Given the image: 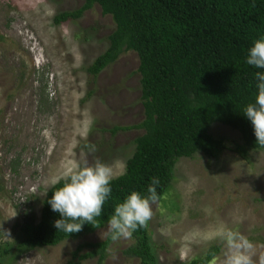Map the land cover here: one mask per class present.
Instances as JSON below:
<instances>
[{"label":"rangeland","instance_id":"374dc122","mask_svg":"<svg viewBox=\"0 0 264 264\" xmlns=\"http://www.w3.org/2000/svg\"><path fill=\"white\" fill-rule=\"evenodd\" d=\"M84 0H0V264H67L84 244L106 239V226L55 247L19 248L20 229L39 221L47 181L62 164L96 161L125 171L141 130L113 131L143 120L138 57L123 53L96 77L87 68L114 30L96 5L79 20L55 25ZM225 150L213 158L179 159L165 193L145 224L158 264H188L211 247L210 264H223V226L251 244L252 264H264V151L246 159L232 150L240 135L213 124ZM130 239L112 241L101 264H140L125 251ZM88 249L81 252L85 254ZM80 264H99L97 257Z\"/></svg>","mask_w":264,"mask_h":264},{"label":"trees","instance_id":"16d2710c","mask_svg":"<svg viewBox=\"0 0 264 264\" xmlns=\"http://www.w3.org/2000/svg\"><path fill=\"white\" fill-rule=\"evenodd\" d=\"M94 5L111 18L114 30L87 73L96 77L123 53L137 55L143 120L113 131L133 129L143 134L134 142L124 173L111 180V195L97 223L85 224L74 234L56 231L52 225L59 216L45 203L54 190L50 188L39 221L20 229L18 246L26 251L93 234L107 225L116 203L132 191L146 193L153 177L159 180L160 198L179 159L197 154L213 158L225 150L223 142L209 134L213 124L240 135L241 144L232 150L240 158L264 151L240 114L257 93L253 73L260 70L247 65L245 55L253 41L264 36V0H84L79 9L56 15L53 23L79 20ZM132 239L127 256L140 264H158L146 225L138 227ZM112 241L107 236L100 243L80 245L67 264L94 256L101 264ZM85 248L89 252L81 255ZM218 252L219 247H211L188 264H210Z\"/></svg>","mask_w":264,"mask_h":264},{"label":"clouds","instance_id":"9594fccd","mask_svg":"<svg viewBox=\"0 0 264 264\" xmlns=\"http://www.w3.org/2000/svg\"><path fill=\"white\" fill-rule=\"evenodd\" d=\"M245 62L260 71L253 73L257 89L254 100L244 106L240 114L251 124L255 143L264 146V36L253 41L246 50ZM112 179L111 167L99 161L93 165L87 160L62 164L47 181L54 190L45 203L59 216L53 221V228L74 234L80 232L85 224L95 225L96 218L101 216L102 206L110 198ZM158 185L159 180L153 177L146 193L132 191L122 202L114 205L106 227V235L111 240L130 239L138 227H143L150 220L152 205L158 200ZM0 233L9 236L7 230ZM218 236L226 247L223 264H252L248 252L253 246L244 236L223 226Z\"/></svg>","mask_w":264,"mask_h":264}]
</instances>
